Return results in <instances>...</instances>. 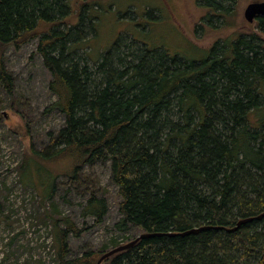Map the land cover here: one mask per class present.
I'll return each mask as SVG.
<instances>
[{"label": "trees", "instance_id": "16d2710c", "mask_svg": "<svg viewBox=\"0 0 264 264\" xmlns=\"http://www.w3.org/2000/svg\"><path fill=\"white\" fill-rule=\"evenodd\" d=\"M203 1L230 16L231 0ZM103 10L100 0H0V82L12 96L5 52L36 41L56 97L49 110L65 120L24 158L21 180L51 200L58 175L45 163L68 162L62 176L90 189L84 216L101 224L108 203L84 171L111 165L117 230L155 236L101 264H264V18L259 34L215 44L201 60L120 38L91 67L79 51L90 48ZM53 229L56 264H98L131 242L71 259L69 239L82 230L69 218Z\"/></svg>", "mask_w": 264, "mask_h": 264}, {"label": "rangeland", "instance_id": "374dc122", "mask_svg": "<svg viewBox=\"0 0 264 264\" xmlns=\"http://www.w3.org/2000/svg\"><path fill=\"white\" fill-rule=\"evenodd\" d=\"M100 1L104 10L96 34L90 38V48L79 51L91 67L120 38L134 39L139 45L162 48L189 60H201L205 57L203 51L215 44L222 45L240 34H259L256 21L248 23L244 14L250 4L264 2H224L231 14L223 18L208 7L203 8V0ZM149 11L151 15L147 16ZM141 17H145L144 23ZM36 44L33 41L19 50L9 48L3 61L13 78L14 90L12 96L8 95L0 82V264H56L51 241L53 222L62 218L71 219L82 230L80 237L69 239L71 259L98 250L111 240L123 243L124 238L132 241L140 235L134 228L126 233L116 228L121 219L120 198L109 163L92 164L84 171L98 182L96 192L108 203L109 212L101 224L94 217L84 216L90 189L62 176L68 162L45 163L58 175L51 200L43 201L40 190L21 180L18 167L24 158L30 157L33 149L44 150L65 123L63 116L49 110L56 97L49 90L51 75Z\"/></svg>", "mask_w": 264, "mask_h": 264}, {"label": "water", "instance_id": "95a60500", "mask_svg": "<svg viewBox=\"0 0 264 264\" xmlns=\"http://www.w3.org/2000/svg\"><path fill=\"white\" fill-rule=\"evenodd\" d=\"M245 19L248 23H254L257 19L259 18H264V2H257V3H253V4H250L247 9L245 10ZM248 221H241L239 222L238 227H240L242 224L244 223H247ZM237 228L233 229V230H228V232H234ZM197 230H194L192 231L191 233H195ZM155 235H151V234H148V235H142L140 236L139 238H137L136 241L128 244V245H125V246H122V247H119V248H116L115 250L105 254L101 260L99 261L98 264H101L102 261L106 258H109L111 256H113L114 254L120 252V251H123L125 249H128L129 247L133 246L134 244H136L139 240L141 239H145V238H151V237H154Z\"/></svg>", "mask_w": 264, "mask_h": 264}, {"label": "bare ground", "instance_id": "6f19581e", "mask_svg": "<svg viewBox=\"0 0 264 264\" xmlns=\"http://www.w3.org/2000/svg\"><path fill=\"white\" fill-rule=\"evenodd\" d=\"M243 221H244V220H243ZM249 221H250V220H249ZM247 223H248V222H247ZM244 224H246V223H244ZM242 225H243V224H242ZM238 228H239V227H238ZM238 228H237V229H238ZM237 229H236V230H237ZM142 235H145V234H142ZM142 235H141V236H142ZM139 237H140V236H139ZM139 237H137V238H139ZM137 238H136V239H134V240H132V241H131V242H129L128 244H130V243H132V242L136 241V240H137ZM128 244H127V245H128ZM114 250H115V249H114ZM111 251H113V250H111ZM111 251H109V252H111Z\"/></svg>", "mask_w": 264, "mask_h": 264}]
</instances>
